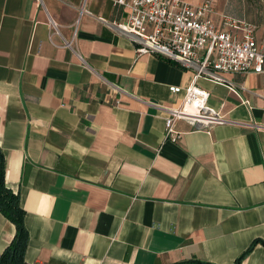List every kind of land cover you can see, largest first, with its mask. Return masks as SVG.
Segmentation results:
<instances>
[{
  "label": "crops",
  "instance_id": "crops-1",
  "mask_svg": "<svg viewBox=\"0 0 264 264\" xmlns=\"http://www.w3.org/2000/svg\"><path fill=\"white\" fill-rule=\"evenodd\" d=\"M115 1L0 0V149L25 262L235 264L256 241L241 264H264V74L199 78L226 122L180 120L166 141L193 73L138 54ZM231 1L214 8L264 42V0ZM14 234L0 213V255Z\"/></svg>",
  "mask_w": 264,
  "mask_h": 264
},
{
  "label": "built area",
  "instance_id": "built-area-1",
  "mask_svg": "<svg viewBox=\"0 0 264 264\" xmlns=\"http://www.w3.org/2000/svg\"><path fill=\"white\" fill-rule=\"evenodd\" d=\"M214 2L202 0L192 5L185 0L115 1L126 11L127 21L120 27L137 45L138 54L155 55L193 73V82L185 88L181 104L169 109L165 117L164 139L173 144L181 139L175 128L180 120L200 124L207 131L212 125L226 122L218 111L207 106L208 93L195 85L199 78L223 84L222 74H264V42L256 41V26L218 13ZM169 90L181 92L179 87ZM189 107L194 112H188Z\"/></svg>",
  "mask_w": 264,
  "mask_h": 264
},
{
  "label": "trees",
  "instance_id": "trees-1",
  "mask_svg": "<svg viewBox=\"0 0 264 264\" xmlns=\"http://www.w3.org/2000/svg\"><path fill=\"white\" fill-rule=\"evenodd\" d=\"M169 62V61H168ZM0 213L15 226V234L8 246L0 255V264H27L24 254L28 243V234L24 226V211L20 205L19 196L5 184V158L0 149ZM251 245L235 261L241 264L242 260L256 245Z\"/></svg>",
  "mask_w": 264,
  "mask_h": 264
},
{
  "label": "rangeland",
  "instance_id": "rangeland-1",
  "mask_svg": "<svg viewBox=\"0 0 264 264\" xmlns=\"http://www.w3.org/2000/svg\"><path fill=\"white\" fill-rule=\"evenodd\" d=\"M221 2H220V4L222 5L223 4V0H220ZM252 0H247V2H249V4H250V2H251ZM233 4H235V0H232L231 1ZM256 12H258V11H256ZM225 14H227V15H229V16H231V15H234L235 13L233 12V10H229V8L228 7H226V12H225ZM231 14V15H230ZM234 17V16H233Z\"/></svg>",
  "mask_w": 264,
  "mask_h": 264
}]
</instances>
